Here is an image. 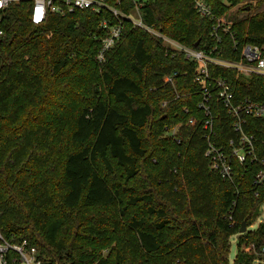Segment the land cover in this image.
Listing matches in <instances>:
<instances>
[{
    "label": "trees",
    "instance_id": "trees-1",
    "mask_svg": "<svg viewBox=\"0 0 264 264\" xmlns=\"http://www.w3.org/2000/svg\"><path fill=\"white\" fill-rule=\"evenodd\" d=\"M207 1V17L191 0H148L143 16L214 57L239 59L236 41L264 43V11L220 30L218 41V19L245 0ZM29 9L27 1L9 5L0 35L5 238L28 239L46 264H264V223L253 228L264 195H256L252 173L235 163L234 179H223L204 156L202 64L129 21L100 62L101 21L109 13H50L36 25ZM208 70L236 93L263 91L262 78L214 63ZM212 89L219 143L227 145L233 117ZM255 132L264 141V131ZM115 166L121 182L111 177ZM132 182L140 190L128 193L125 183ZM140 206L142 214L131 211ZM243 222L247 229L240 233Z\"/></svg>",
    "mask_w": 264,
    "mask_h": 264
},
{
    "label": "built area",
    "instance_id": "built-area-1",
    "mask_svg": "<svg viewBox=\"0 0 264 264\" xmlns=\"http://www.w3.org/2000/svg\"><path fill=\"white\" fill-rule=\"evenodd\" d=\"M25 1L30 3V19L36 25L44 23L50 13L63 16L76 10L109 13L110 15L105 16L101 21L102 28L106 30V36L101 40L97 56L99 61H105L108 51L121 39L125 21H129L133 27L143 29L161 40L169 50L181 51L187 58L199 61L202 68L197 79L203 87V99L199 106L205 111L202 129L207 143L204 156L209 159L211 169L218 172L223 179H234L235 163L245 167V172L253 175L256 195H264V141L255 132L256 129L264 131V43H244L239 46L236 41L235 45L240 50V58L230 60L194 50L145 21L143 7L146 6L148 0H127V4L124 0H116L117 6L113 4V0H0V35L3 33L4 10L13 3ZM191 1L194 9L201 16L212 15V9L207 0ZM123 5L125 9L118 7ZM232 25V21H226L220 17L214 26L213 35L221 41L220 30L228 32ZM209 63L234 69L243 78H262L263 91L245 95L236 93L225 79L210 77ZM171 79V76H166L164 81L168 82ZM212 86L217 89L219 98L233 117L231 123L233 136L228 139L227 145L219 143L220 135L215 128V119L210 104ZM258 120H261V123ZM190 122H193V118ZM261 209H264V199L259 205L258 213ZM260 223H264V220ZM261 253L264 255V248ZM0 264H46V262L39 248L31 245L28 239L18 243L12 242L5 238L0 230Z\"/></svg>",
    "mask_w": 264,
    "mask_h": 264
},
{
    "label": "rangeland",
    "instance_id": "rangeland-1",
    "mask_svg": "<svg viewBox=\"0 0 264 264\" xmlns=\"http://www.w3.org/2000/svg\"><path fill=\"white\" fill-rule=\"evenodd\" d=\"M223 1L226 2V0H223ZM258 1L259 0H245V1L241 2L240 4L230 8L229 10H227V12L222 17L226 21H232L234 24L235 22H238V21L243 20L247 17L255 15L259 11L260 12L264 11V3L256 4ZM249 3L252 5H259V6L257 8L255 7V9L252 10ZM242 5H247V6L245 9L241 10L240 7ZM100 62H103V61H100ZM113 173L114 174H112V176H111L113 179L118 178L117 180L119 182L123 181L122 178L119 177V175H122V171L119 167L115 166ZM113 175H116V176H113ZM125 184L127 185L128 189L132 190V191L127 190L126 192H128V193L140 190V186L136 182L125 183ZM144 210H145V208L141 207V206L131 209V211L133 213H136L138 215L142 214L144 212ZM263 220H264V209H261L259 211L257 217H256L254 224H253V228H256L259 225V223ZM237 241H238V236L237 235L232 236V238H231L232 250H231V256H230L231 262H233L236 254H237ZM115 243H116L115 241H111V242H109V244L105 245L101 250L102 254L104 256H106L109 253V250L111 249V247L115 245ZM246 249L249 250V247ZM262 259H264V258H262ZM259 261L262 262L263 260H259ZM259 261H256V262L260 263Z\"/></svg>",
    "mask_w": 264,
    "mask_h": 264
},
{
    "label": "water",
    "instance_id": "water-1",
    "mask_svg": "<svg viewBox=\"0 0 264 264\" xmlns=\"http://www.w3.org/2000/svg\"><path fill=\"white\" fill-rule=\"evenodd\" d=\"M246 229H247V227H246V223L243 222V223H242V228L240 229V233H245V232H246Z\"/></svg>",
    "mask_w": 264,
    "mask_h": 264
}]
</instances>
